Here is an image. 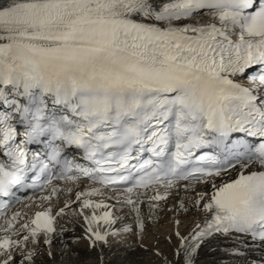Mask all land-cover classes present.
Returning a JSON list of instances; mask_svg holds the SVG:
<instances>
[{"label":"snow or ice","instance_id":"snow-or-ice-1","mask_svg":"<svg viewBox=\"0 0 264 264\" xmlns=\"http://www.w3.org/2000/svg\"><path fill=\"white\" fill-rule=\"evenodd\" d=\"M173 196L179 264H264V0H0V264H104Z\"/></svg>","mask_w":264,"mask_h":264},{"label":"bare ground","instance_id":"bare-ground-1","mask_svg":"<svg viewBox=\"0 0 264 264\" xmlns=\"http://www.w3.org/2000/svg\"><path fill=\"white\" fill-rule=\"evenodd\" d=\"M178 198L173 196L167 202L162 211H159L155 217L148 214V209L144 207L145 230L142 238L132 234H125L118 240H112L111 247L104 249V264H163L165 258L171 261V264H179V257L174 253L179 248L180 241L174 235L177 228L174 221L179 220V231L181 235H187L191 232L196 222L202 221L203 216L198 213H183L175 211ZM189 206L191 198H189ZM63 207V203L57 204V208ZM25 212L32 210L23 209ZM127 223L131 224V217L127 218ZM74 229L69 232L73 238L84 237V229L80 223L67 225ZM116 227H121L118 224ZM232 241L220 237L202 246L195 257V264H243V257H232L229 255V249L232 248ZM75 251L79 256L72 258H61L57 251L55 264H96V252L88 248L86 238L79 239L75 245ZM161 255H157V253ZM260 252L255 253L259 257ZM45 264H52L48 257H42Z\"/></svg>","mask_w":264,"mask_h":264}]
</instances>
